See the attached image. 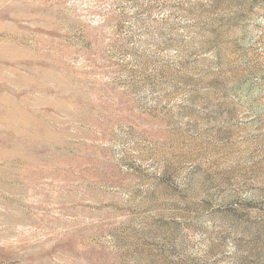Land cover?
Segmentation results:
<instances>
[{
	"label": "rangeland",
	"instance_id": "rangeland-1",
	"mask_svg": "<svg viewBox=\"0 0 264 264\" xmlns=\"http://www.w3.org/2000/svg\"><path fill=\"white\" fill-rule=\"evenodd\" d=\"M0 264H264V0H0Z\"/></svg>",
	"mask_w": 264,
	"mask_h": 264
}]
</instances>
